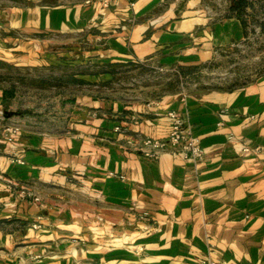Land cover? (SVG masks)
<instances>
[{"label":"crops","instance_id":"crops-1","mask_svg":"<svg viewBox=\"0 0 264 264\" xmlns=\"http://www.w3.org/2000/svg\"><path fill=\"white\" fill-rule=\"evenodd\" d=\"M100 2L0 3L9 65L80 64L58 47L128 69L73 74L69 91L50 87L23 112L0 89V264H264V76L232 91L159 84L215 61L241 38L238 20L209 0ZM168 112L197 139L199 161L124 148L164 138ZM11 125L18 133L7 142Z\"/></svg>","mask_w":264,"mask_h":264},{"label":"rangeland","instance_id":"rangeland-1","mask_svg":"<svg viewBox=\"0 0 264 264\" xmlns=\"http://www.w3.org/2000/svg\"><path fill=\"white\" fill-rule=\"evenodd\" d=\"M7 1L10 0H0V3ZM244 1L246 4L238 17L237 11L230 10L235 0H209L210 6L223 11L224 14L230 13L238 20L241 38L221 49L215 61L207 66L191 72H173V76L171 74L161 76L159 80L161 92H192L199 89L209 92L232 91L264 76V0ZM54 51L64 53V58L76 57L80 64L72 67L64 63L36 68L9 65L4 62V54L0 52V89L7 102L6 105L10 103V107H16L21 112L26 108H39L49 98L50 87L64 93L69 91L73 74L82 76L111 70L116 73L128 71L118 66L109 68L91 64L82 55H72L71 50L54 47ZM122 82L126 83L125 80ZM84 83L87 84L86 81H81L80 85ZM2 187L6 190L12 188L6 180L2 182Z\"/></svg>","mask_w":264,"mask_h":264},{"label":"built area","instance_id":"built-area-1","mask_svg":"<svg viewBox=\"0 0 264 264\" xmlns=\"http://www.w3.org/2000/svg\"><path fill=\"white\" fill-rule=\"evenodd\" d=\"M109 0H101L100 5L106 7ZM166 117L169 120V129L164 138H140L136 137L124 142V148L136 153L138 156L156 161L162 153H167L171 157L178 158L183 161L197 162L202 158L203 151L198 144L197 139L191 134L190 128L185 124L180 116L175 112H168ZM114 131H119L114 128ZM3 137L10 142L18 133V127L11 125L2 129ZM243 153L247 152V148H242ZM19 162V161H17ZM16 196L23 199L37 201V198L30 192L24 190L16 191ZM146 216V214H142ZM32 229H37L38 224H32ZM199 264H216L212 260L203 259Z\"/></svg>","mask_w":264,"mask_h":264},{"label":"trees","instance_id":"trees-1","mask_svg":"<svg viewBox=\"0 0 264 264\" xmlns=\"http://www.w3.org/2000/svg\"><path fill=\"white\" fill-rule=\"evenodd\" d=\"M245 4L246 3L244 0H235V2H233L232 5L230 6V10L231 12L237 11V16L239 17L238 14H240L241 11H243Z\"/></svg>","mask_w":264,"mask_h":264}]
</instances>
